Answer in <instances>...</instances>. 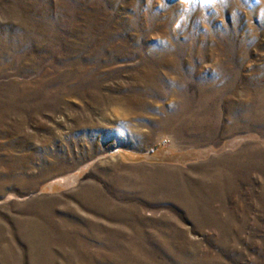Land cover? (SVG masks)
Here are the masks:
<instances>
[{"label":"rangeland","instance_id":"rangeland-1","mask_svg":"<svg viewBox=\"0 0 264 264\" xmlns=\"http://www.w3.org/2000/svg\"><path fill=\"white\" fill-rule=\"evenodd\" d=\"M0 264H264V0H0Z\"/></svg>","mask_w":264,"mask_h":264}]
</instances>
